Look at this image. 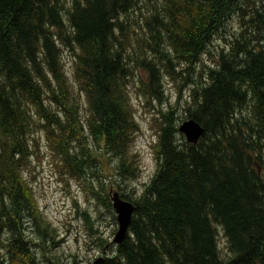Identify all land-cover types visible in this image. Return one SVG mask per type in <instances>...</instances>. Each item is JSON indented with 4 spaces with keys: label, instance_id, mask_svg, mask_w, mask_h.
I'll return each mask as SVG.
<instances>
[{
    "label": "trees",
    "instance_id": "16d2710c",
    "mask_svg": "<svg viewBox=\"0 0 264 264\" xmlns=\"http://www.w3.org/2000/svg\"><path fill=\"white\" fill-rule=\"evenodd\" d=\"M234 17L238 29L230 27ZM140 18L148 37L136 39L128 24ZM222 32H228L227 46L203 76V55ZM58 43L76 52L74 84L63 71ZM176 64L194 85L189 119L205 132L190 143L176 111L163 115L161 163L144 192L131 199L127 237L93 264H264V0H72L66 8L60 0H0V264H11L18 252L27 264L44 256L41 239L24 244L13 238L28 219L42 238L50 232L22 176L38 149L35 133H45L71 176L81 177L73 164L84 170L101 158L81 144L83 129L117 156L116 169L135 175L125 154L136 128L130 78L147 71L158 98L163 72L175 74ZM82 188L88 191L84 182ZM101 200L114 221L111 199ZM216 224L228 258L221 257ZM5 232L8 240L1 238Z\"/></svg>",
    "mask_w": 264,
    "mask_h": 264
},
{
    "label": "rangeland",
    "instance_id": "374dc122",
    "mask_svg": "<svg viewBox=\"0 0 264 264\" xmlns=\"http://www.w3.org/2000/svg\"><path fill=\"white\" fill-rule=\"evenodd\" d=\"M71 2L72 0H60L65 8ZM230 27L231 29L239 28L237 18L234 17ZM128 30L131 32L135 30L136 39L148 37L144 31L145 26L142 18L138 19L137 23H132L131 19ZM228 41V32H222L213 39L209 45L210 51L203 55V62L199 65L198 72L204 76L205 70L215 65V61L218 59L217 55L219 56L221 49L227 46ZM134 42L135 38L132 39V44ZM58 48L63 71L68 82L74 84L73 71L76 52L60 43H58ZM149 54L150 51L146 50L144 57ZM173 62L178 61L174 60ZM135 65L137 67L138 64ZM183 68L184 65L176 64L175 74L163 72L161 77L162 96L158 98L151 90L147 71L139 69L130 78L128 93L136 128L131 135L130 149L125 154L130 159L128 165L135 167V175H127L128 170L126 169H116L118 168V161L115 159L117 156L105 148H100L92 138H88L85 129H83L81 144L87 146L89 151H93L94 155L98 153L101 158L90 161L89 168L84 170H80L83 169L82 164L80 166L73 164L75 175L82 178L71 176L62 168L60 159L53 154V150L45 138V133L41 131L35 133V137L39 139L38 149L31 156L27 167L22 170V176L31 185L36 203L43 213L42 216L46 219L45 222L41 218L43 221L41 225H45L50 232L42 238L34 220L28 219L24 222L25 228L23 225L19 226L18 230L21 234L13 236V238L24 244L26 243L25 239H32L33 243L35 241L39 243L38 240L41 239L43 248H39V252L44 256L41 257L39 264H50L49 258L52 257L56 259L55 264H93L97 258L109 257L115 253L117 245L112 241L117 230L115 213L111 207L113 221L112 214L101 197L106 200L107 196L110 198V194L116 191L119 195L123 193L130 195L131 198L128 196L129 201L132 202L131 199L139 197L152 181L161 163L158 146L161 126L164 121L163 115L174 109L180 119L177 122L180 126L189 119V114L195 109V103L192 102L194 85L190 78L183 77L186 74L182 71ZM135 71L136 68L132 73ZM194 75L192 73V77ZM78 96L82 103L79 113L83 118L88 114L84 107L86 102L84 104L83 93ZM183 137L185 138L184 135ZM74 145L76 146V144ZM114 171H119V173L115 174ZM83 182L87 187V192H84L82 188ZM71 183L72 187H70ZM71 189L72 194H69ZM89 222L93 227L92 230L89 229ZM51 227L56 229L57 234L54 235ZM216 227L221 257L228 258L230 251L223 229L218 224ZM1 238L8 240L10 233L5 232ZM3 254H5V250L0 249V255ZM6 261H8L7 258ZM11 264L27 263L18 252L17 259H14Z\"/></svg>",
    "mask_w": 264,
    "mask_h": 264
},
{
    "label": "water",
    "instance_id": "95a60500",
    "mask_svg": "<svg viewBox=\"0 0 264 264\" xmlns=\"http://www.w3.org/2000/svg\"><path fill=\"white\" fill-rule=\"evenodd\" d=\"M179 131L186 137L188 142L197 143L204 134L205 129L198 121L190 118L179 126ZM110 199L117 222V230L112 241L120 244L127 237L135 211V205L131 201L120 197L116 191L110 194Z\"/></svg>",
    "mask_w": 264,
    "mask_h": 264
}]
</instances>
